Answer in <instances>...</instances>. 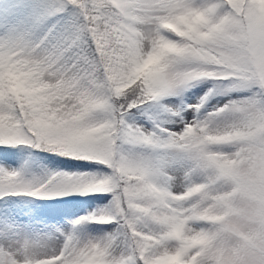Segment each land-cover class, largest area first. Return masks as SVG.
<instances>
[{
    "label": "snow or ice",
    "instance_id": "snow-or-ice-1",
    "mask_svg": "<svg viewBox=\"0 0 264 264\" xmlns=\"http://www.w3.org/2000/svg\"><path fill=\"white\" fill-rule=\"evenodd\" d=\"M140 4L143 16L154 18L159 14L155 0H140ZM21 8L31 13V26L18 34L0 37V54L22 49L28 55H43L49 61L59 62L65 68L73 63L78 67L84 65L87 69L84 76L88 79H93V69L99 68L107 79L111 69L118 68L121 58L126 55L124 45L131 43V33L113 31L108 41L110 47H104L105 42L95 31V24L107 19L104 0H40L38 3H24ZM247 8L255 11L251 4ZM200 13L208 20V25L201 27L203 31L225 18L228 23L211 39L187 41V50L167 62L166 69L150 82L147 94L121 95V99L127 98V103L120 105L114 102L115 92L99 94L95 96V105L76 125L53 123L45 129H36L31 122V113L22 111L13 95L8 94L0 99V144L28 143L35 147H46L67 156L101 162L111 169L102 176L80 174L59 178L57 174L39 186H32L27 194L37 196L68 189L82 190L84 193L109 192L113 195L111 210L96 219L98 222L122 219L125 226L123 249L114 235H109L102 242L89 241L84 244L69 235L63 248L51 254H41L37 248L25 245L27 264H52L51 258L54 256H60L54 264H83L85 257L96 248L108 252L113 258L112 264H154L158 250L168 242L166 233L173 224L171 217L184 214L173 212L165 205L183 208L186 202H176L170 197L166 200L149 198L146 193L151 188L152 178L161 171L150 161L132 160L124 156L121 151L123 143L175 149L186 155L195 169L209 173V184L220 183L224 176L219 170L216 175L210 174L216 167L215 158L206 156L205 149L198 141L207 134L215 117L227 111L241 115L244 120L243 127L236 129L249 137L241 141L244 149L242 157L251 162L258 174L264 169V32L260 29L258 14L257 24L251 32L247 10L242 14L228 0H207L203 4H197L196 0H176L170 14L191 17ZM85 17H88L91 27L80 23ZM84 32H87L86 36L82 35ZM245 38L249 43L241 47ZM93 39L97 41L96 44H93ZM105 69L109 71L105 72ZM202 78H234V87L250 89L254 95L226 104L203 120L187 123L182 131L170 133L166 139H161L154 132L148 134L142 129L133 128L127 121L131 109ZM207 95L202 98L201 104L194 106L197 111L204 106ZM117 128L118 132L114 131ZM130 174L143 179L134 183L128 179ZM140 185H143L142 190ZM195 185L196 182H190L186 190L194 189ZM25 187L19 181L18 173H0V193L15 192ZM216 195V192H212L208 199ZM138 225H143L147 230ZM34 248L37 251L33 256ZM18 258L16 249L0 247V264H16ZM237 258L246 259L248 264H264V246L256 245L246 257L238 255Z\"/></svg>",
    "mask_w": 264,
    "mask_h": 264
},
{
    "label": "clouds",
    "instance_id": "clouds-1",
    "mask_svg": "<svg viewBox=\"0 0 264 264\" xmlns=\"http://www.w3.org/2000/svg\"><path fill=\"white\" fill-rule=\"evenodd\" d=\"M155 3L159 14L147 18L142 15L140 0H104L107 19L95 24L104 47H110L108 41L113 31L132 34L131 43L124 45L127 52L120 66L112 68L107 79L99 68L93 69L95 77L88 79L84 76L87 71L84 65L78 67L73 63L65 68L59 62L49 61L43 55H28L22 49L0 54V78L12 71L18 73L17 79L28 81L26 87H20L12 95L22 111L31 113L36 129H45L53 123L78 124L95 105V96L99 94L115 92L114 102L118 105L127 103V98L121 99V95L147 94L150 82L166 69L167 62L187 50V41L211 39L228 23L225 18L203 31L201 27L208 25V20L202 13L191 17L172 15L176 0H155ZM228 3L238 7L242 14L247 10L250 32L257 24L258 14L264 32V0H228ZM249 4L255 11L247 8ZM80 23L91 27L88 17ZM96 43L93 39V44ZM248 43L245 38L241 47ZM243 125L239 114H232L227 121L214 120L198 141L205 155L215 158L216 167L210 174L216 175L219 170L224 176L220 183L209 184L206 180L196 183L194 189L177 193L161 183V172L152 178L146 193L149 198L170 197L176 202H186L183 208L165 205L184 214L171 217L173 224L166 233L168 242L158 250L154 264H248L246 259H238V255L246 257L254 246H264V169L258 174L241 155L244 151L241 141L249 139L246 133L236 130ZM114 131L118 132V128ZM224 145L231 147L227 150L219 147ZM128 179L136 183L143 177L130 174ZM139 187L143 189V185ZM212 192L217 195L208 199ZM16 250L19 252L16 264H27L25 245ZM36 251L32 250L33 256ZM59 259L60 256L52 257V264ZM112 259L108 252L96 248L83 264H112Z\"/></svg>",
    "mask_w": 264,
    "mask_h": 264
},
{
    "label": "rangeland",
    "instance_id": "rangeland-1",
    "mask_svg": "<svg viewBox=\"0 0 264 264\" xmlns=\"http://www.w3.org/2000/svg\"><path fill=\"white\" fill-rule=\"evenodd\" d=\"M40 0H0V37L18 34L31 26L32 16L23 10L24 3L39 2ZM207 0H196L197 4ZM18 73L9 71L0 78V84L12 95L20 87H26L27 79H17ZM236 80L202 78L181 86L171 93L165 94L152 103L147 102L131 109L126 119L133 128L142 129L145 133H156L161 139H166L170 133L180 132L187 123L203 120L210 113L226 104L251 97L253 91L247 88L234 87ZM210 90H212L210 92ZM207 95L204 106L197 111L195 105L202 103ZM141 111L143 113H141ZM232 113L225 111L215 117V121L230 120ZM227 150L231 146H219ZM122 154L129 158L143 159L156 164L161 173V183L173 192L185 191L190 182H204L209 173L195 169L193 162L186 155L171 148L153 147L147 144L123 143ZM37 159H21L20 168L5 159L0 160V173L15 172L19 174V181L24 183V189H31L39 176L40 165ZM18 168V169H17ZM71 170V169H70ZM190 173V175H189ZM78 176L79 172L69 171L68 175ZM19 190V189H18ZM76 189L49 191L48 194H66ZM20 197V196H19ZM17 198V196L15 197ZM112 193L96 194L89 201L84 211L72 213L71 208L63 209L55 217L42 213L39 203L30 198H21L13 204L14 211L9 209L7 198L0 199V247L15 250L22 245L37 248L41 254L59 252L63 248L66 238L71 235L80 244L89 241L102 242L109 235L118 237L121 249L124 247L125 226L122 219L111 222H98L97 217L111 210ZM11 213L26 216L27 221L11 217ZM55 219V220H53ZM59 220L60 223L57 221ZM138 227L147 230L143 225ZM150 227V225H149Z\"/></svg>",
    "mask_w": 264,
    "mask_h": 264
},
{
    "label": "trees",
    "instance_id": "trees-1",
    "mask_svg": "<svg viewBox=\"0 0 264 264\" xmlns=\"http://www.w3.org/2000/svg\"><path fill=\"white\" fill-rule=\"evenodd\" d=\"M40 2V1H39ZM8 91L4 85L0 84V99H3L5 95H8ZM156 101V100H154ZM152 103L153 101H149ZM141 113H143L141 111ZM30 156H34L37 160V164L40 165L39 176L36 179L34 185H40L49 180L50 177L57 174L68 175L69 171H77L80 174L89 175H104L111 171L110 168L106 167L103 163L97 161L84 160L76 158L73 156L64 155L58 151L50 150L46 147H35L28 143H18V144H0V160L5 159L9 163L16 165L20 168L21 159H29ZM18 169V168H17ZM71 169V170H70ZM64 176V175H62ZM16 190L15 192L0 193V199L7 198L8 206L11 211H14L13 204L16 200L21 198H30L35 202L39 203V207L42 213L56 218V213H61L63 209L71 208L72 213H79L84 211V209L89 205L88 201L96 194H105L107 192L93 191L89 193H84L82 190H75L66 194H48L43 193L37 196L28 195V191ZM17 196V198H15ZM20 196V197H19ZM11 217L23 219L24 222L27 221L26 216H21L16 213H11ZM55 220V219H53ZM59 223L60 221L57 220ZM62 223V222H61ZM60 223V224H61Z\"/></svg>",
    "mask_w": 264,
    "mask_h": 264
}]
</instances>
